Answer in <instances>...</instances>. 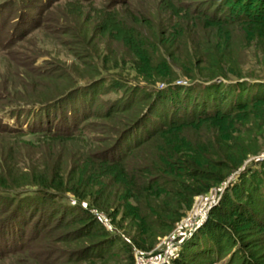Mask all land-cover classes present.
I'll use <instances>...</instances> for the list:
<instances>
[{
	"label": "trees",
	"instance_id": "obj_1",
	"mask_svg": "<svg viewBox=\"0 0 264 264\" xmlns=\"http://www.w3.org/2000/svg\"><path fill=\"white\" fill-rule=\"evenodd\" d=\"M120 4L109 12L117 31L106 39L126 45L108 47L103 57L108 72L125 69L143 84L93 109L102 90L122 88L123 75L67 83L0 117L1 132L30 137L0 148V200L14 208L27 200L21 210L35 219L24 239L23 221H15L18 247L1 251L0 260L17 254L15 264H134L133 252H155L196 197L228 183L205 225L176 239L170 264L217 263L228 247L241 264H261L248 254L254 241L241 236L253 229L264 235V196L244 174L247 161L264 152V83L242 80H264V0ZM79 36L80 46L90 40ZM181 79L190 86H170ZM91 86L99 87L95 95L83 94ZM91 119L103 121L99 131Z\"/></svg>",
	"mask_w": 264,
	"mask_h": 264
},
{
	"label": "rangeland",
	"instance_id": "obj_2",
	"mask_svg": "<svg viewBox=\"0 0 264 264\" xmlns=\"http://www.w3.org/2000/svg\"><path fill=\"white\" fill-rule=\"evenodd\" d=\"M121 1L0 0V117L15 108L42 102L44 98L67 83L87 85L93 79L100 77L109 79L114 77L115 74L123 75L124 79L120 81L122 88L118 90H102L103 95L102 97L97 96V102L93 109H96L103 99L127 98L137 83L143 84V80L137 78L135 73L125 71V69L122 73L119 70L108 72L111 62L107 63L108 60L103 57V53L108 47L115 51H122L126 45L120 39H115L111 43L106 39L107 35L117 31L109 21V12L112 9L114 11L121 10ZM140 2L143 4L144 1ZM240 7L235 5L233 9H239ZM82 31L86 38H90V40L85 45L80 46L78 43H80L82 38L79 35ZM64 33H68L69 36H64ZM120 62L121 60L117 61V63ZM121 67H123L122 63L119 64V68ZM242 81L264 83V80L243 79ZM63 82L65 83L63 84ZM174 84L187 87L191 83L181 79L170 86ZM167 87L169 85H159L157 89L162 90ZM94 88L99 89L98 86ZM94 88L91 86L88 89H83L82 92L83 94L89 93L94 96L96 90ZM255 90L259 89L255 88ZM75 100L83 104L82 99H79L78 96L71 98V101L74 102ZM3 120L9 124L13 123V120L7 116L3 117ZM88 122L94 124L91 127L92 131H99L103 124L100 119H91ZM29 138V136L17 137L12 133L7 134L0 131V148L8 147L11 143H21ZM260 160H264V152L260 156L247 161L246 167L248 170L244 171V174L254 177L255 181L259 182L258 193L261 198L264 196V163ZM232 179L233 177L229 181ZM227 184L214 188L210 190L208 195L194 200L191 211L184 218L188 221L185 220L186 224L180 222L183 225L180 228V232L186 234L185 237L195 235L205 225L210 211L218 205ZM32 201L36 202V200ZM26 203L28 201L23 200L20 206L18 205V207L15 206L14 208L11 204V206L9 205V202L0 200V234L3 232L0 235V244L2 245H0V253H4L1 252L3 250L11 252L15 250V247H18L15 242V236L19 233L15 231L16 220L18 222L23 221V227L22 224H18L21 238H27L34 232L35 219L31 220L32 216L30 214L26 215L21 210ZM49 205L46 202L44 206ZM84 206L86 205L84 204ZM42 209L44 213L46 208L43 207ZM91 213L105 225L109 232L112 234L119 233L109 224L110 222L105 217V214L99 213V216H96L95 213L97 211L94 209ZM21 216L26 217L21 218ZM57 217L55 221H57ZM192 218H196V220ZM193 220L195 222L194 225L192 223ZM197 223H199L198 226L192 230ZM59 233H62V231L60 230L57 235ZM241 237L248 241H254L255 246L249 250L248 254H254L252 256L253 261L264 264V235H262V230L253 229ZM182 238L184 236L176 239L181 240ZM51 239V243H53L55 238ZM178 240L175 241L176 249H178L179 245ZM5 241L6 244L4 243ZM7 243L9 244L7 245ZM165 246L166 243L158 244L155 252L163 250ZM228 248L223 252L221 259L216 264L243 263L242 259L231 257L236 248L230 253L231 248ZM177 251L173 253H177ZM15 259H17V254L8 255L5 256V259L0 260V264H15ZM146 259L147 255L143 254L141 259L137 260V264H148ZM170 260L165 264H170ZM96 264L107 263L97 262ZM134 264H136L135 259ZM191 264L206 263L197 260L191 262Z\"/></svg>",
	"mask_w": 264,
	"mask_h": 264
},
{
	"label": "built area",
	"instance_id": "obj_3",
	"mask_svg": "<svg viewBox=\"0 0 264 264\" xmlns=\"http://www.w3.org/2000/svg\"><path fill=\"white\" fill-rule=\"evenodd\" d=\"M201 197L202 196H198L196 198L200 199ZM95 215L99 216V212L95 213ZM192 219H194V218H192ZM185 220L188 221L187 219H183L181 222H184L186 224ZM194 220H196V218ZM194 220L192 222L193 225L195 224ZM198 224L199 223H197L195 227H193V225H191L193 227L192 230L195 229L198 226ZM191 226H190V228H191ZM181 227H183L182 223H180L171 232V234H169L168 236L160 239V243H159L160 245L166 243V246L164 247L163 250H161L159 252H151V253L145 254V255H147L146 261L148 262V264H165L175 255V253H173V252H175L177 250L176 247H175L176 238L181 237V236H184V237L186 236V234L180 232V228ZM143 254L144 253H141L139 251H136V250L134 251V259H135V263L136 264H137V260L141 259ZM213 264H216V263H213Z\"/></svg>",
	"mask_w": 264,
	"mask_h": 264
},
{
	"label": "water",
	"instance_id": "obj_4",
	"mask_svg": "<svg viewBox=\"0 0 264 264\" xmlns=\"http://www.w3.org/2000/svg\"><path fill=\"white\" fill-rule=\"evenodd\" d=\"M174 85H176V84H174Z\"/></svg>",
	"mask_w": 264,
	"mask_h": 264
}]
</instances>
